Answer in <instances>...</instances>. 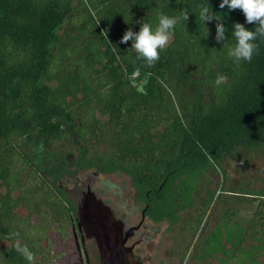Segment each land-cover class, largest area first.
I'll use <instances>...</instances> for the list:
<instances>
[{"label":"trees","instance_id":"obj_1","mask_svg":"<svg viewBox=\"0 0 264 264\" xmlns=\"http://www.w3.org/2000/svg\"><path fill=\"white\" fill-rule=\"evenodd\" d=\"M220 2L0 0V264H52L50 232L69 234L73 207L51 185L48 168L57 145L86 143L110 149L114 167L133 175L147 211L151 199L181 196L185 171L213 163L222 191L256 205L243 220L227 207L206 233L216 200L207 191L194 230L203 229L200 257L258 264L264 177H248L253 159L264 160V38L255 41L251 62L234 63L215 40L216 21L206 22V36L199 6L223 17L229 45L234 23L255 25ZM183 9L188 20L177 24L154 66L137 58L131 41L120 43L126 30L155 27L158 14L180 17ZM218 75L227 77L219 86ZM233 163L236 179L227 171Z\"/></svg>","mask_w":264,"mask_h":264},{"label":"rangeland","instance_id":"obj_2","mask_svg":"<svg viewBox=\"0 0 264 264\" xmlns=\"http://www.w3.org/2000/svg\"><path fill=\"white\" fill-rule=\"evenodd\" d=\"M30 150V147L26 148L27 152ZM53 155L50 162L52 164L48 168L52 174L49 176L51 185L73 209H77L81 203L83 194L79 189L85 192L86 184L90 182L91 177L95 178L92 183L90 182V190L95 191L97 198L110 205L117 218L132 219L133 210L139 214V218L141 209L148 205L133 175L114 167L111 161L112 152L107 146L87 143L83 146L60 144L54 148ZM237 167L234 163L233 170L228 166L227 171L232 179L237 178L238 173L235 171ZM255 176L264 177V160L259 157L252 161L248 180ZM182 178L184 187L177 188L180 197L174 193L175 198L171 197L168 192L163 201L151 199L153 206L151 211L146 212V221L149 224L162 225L160 227L162 231L153 242L144 245L146 251L149 250L150 257L147 259V255H143L144 264H221L222 254L210 258L200 257L202 238L199 236L197 239L198 234L192 229L195 225L193 220L197 219L207 191H215L216 200L204 219L206 233L216 224L222 223L227 207L235 209L234 219L243 220L251 217L256 202L249 198L246 202L240 203L233 193L222 191L224 182L222 171L211 162L188 169L182 174ZM177 183L178 179L171 182L174 185H178ZM224 199L227 200L226 204L223 202ZM18 212L25 214L26 209L20 208ZM50 239L52 252L56 254L53 262L74 264L76 256L72 252L75 251V243L71 230L65 236L57 229H53L50 232ZM86 246L97 253L94 242L90 241ZM90 262L96 263L97 255H90ZM258 264H264V256L259 258Z\"/></svg>","mask_w":264,"mask_h":264},{"label":"clouds","instance_id":"obj_3","mask_svg":"<svg viewBox=\"0 0 264 264\" xmlns=\"http://www.w3.org/2000/svg\"><path fill=\"white\" fill-rule=\"evenodd\" d=\"M227 9L234 11L240 10L248 24H254V30H249L241 23H234L232 25V39L231 45L227 44L226 27L223 23V17L213 12L211 6H199L198 18L206 30V22L216 21L215 40L222 42V48L227 49V56L233 60L234 63L251 62L254 54L258 49L255 41L258 38H264V0H221L219 4L220 9ZM182 15L169 16L164 13L158 14L157 23L153 27L150 23H140L138 32H133L128 29L124 32L120 43H127L131 41L130 50L135 51L137 58L145 61L146 66L151 67L159 60L160 51L166 49L171 43L174 31L177 24L182 19L188 20V10L183 9ZM115 48V47H114ZM227 77L218 75L215 84L217 86L226 82Z\"/></svg>","mask_w":264,"mask_h":264},{"label":"water","instance_id":"obj_4","mask_svg":"<svg viewBox=\"0 0 264 264\" xmlns=\"http://www.w3.org/2000/svg\"><path fill=\"white\" fill-rule=\"evenodd\" d=\"M90 189L89 182L86 184L89 191L82 196L76 216L86 238H95L102 261L100 264H141L132 253V248L125 246L133 228L123 232L124 220L117 218L110 205L97 198Z\"/></svg>","mask_w":264,"mask_h":264},{"label":"flooded vegetation","instance_id":"obj_5","mask_svg":"<svg viewBox=\"0 0 264 264\" xmlns=\"http://www.w3.org/2000/svg\"><path fill=\"white\" fill-rule=\"evenodd\" d=\"M94 178L91 177V179H90L91 183L94 181ZM99 182L100 181H97V183H99ZM80 183H82V182H80ZM109 185L111 186V184H109ZM78 188H80V187H78ZM79 190H80L81 194H83L84 196L89 191V190H86L84 192V191H82L81 188ZM147 207L148 206L146 205L145 207H143V209H141L139 218H138L139 214H136L137 212L135 210L132 211V219H131V217H129V219L121 218L125 222L123 232H126L128 230V228H130V227L133 228L132 234L127 238V240L125 242V246L132 248V253L134 254L135 258L140 261L141 264H144V259H143L144 254L147 255V259H150V257L148 256L149 250L146 251V248L144 245L145 244L149 245L150 242H153L156 239V237H158L162 231V229H160V227L162 225L157 226V225H153L154 223L149 224L148 221H146ZM72 211H73L72 212L73 215L71 217L70 230H71V233L73 236V241L75 243V251H73L72 254L76 256V260L73 263L74 264H91L90 255H97V262L94 264H100L102 261H101V257H100V251L98 249L95 238L94 237L86 238V233L78 225V220H77V216H76L77 209L74 208ZM199 215H200V211H199V214L197 215V219L193 220L195 225L199 219ZM195 225H193V228H192L193 231L195 230ZM202 231H203V229H201V228L197 230V232H196L198 234L197 239L199 238L200 233H202ZM90 241L95 243L97 253L94 252L92 249H89L86 246V244ZM55 255H56L55 253L52 254L53 260H54ZM52 264H55V263L52 261Z\"/></svg>","mask_w":264,"mask_h":264}]
</instances>
